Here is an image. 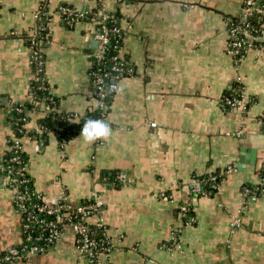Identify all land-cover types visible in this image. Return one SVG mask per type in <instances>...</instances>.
Segmentation results:
<instances>
[{"label":"crops","instance_id":"1","mask_svg":"<svg viewBox=\"0 0 264 264\" xmlns=\"http://www.w3.org/2000/svg\"><path fill=\"white\" fill-rule=\"evenodd\" d=\"M244 1L104 0L107 12L132 22H123L122 52L136 69L111 103L112 138L87 143L80 132L64 151L55 135L45 147L21 138L28 172L47 200L65 194L78 205L98 191L112 247L101 264H264V193L248 200L242 193L244 184L261 183L264 165V49L241 61L228 52L226 18L239 16ZM42 2L53 14L44 53L59 109L83 115L96 108L89 76L95 25L67 28L55 11L61 4L90 11L98 0H1L0 168L10 148L12 105L33 102L28 37ZM254 38L264 45V32ZM235 83L248 109L220 105ZM38 103L27 112L28 129L47 111ZM107 172L120 174L122 183H107ZM217 172L219 190L200 195L199 177ZM185 203L192 224L178 214ZM175 235V249L164 248ZM22 240V217L0 175V254ZM13 264L86 263L66 228L48 251Z\"/></svg>","mask_w":264,"mask_h":264},{"label":"built area","instance_id":"2","mask_svg":"<svg viewBox=\"0 0 264 264\" xmlns=\"http://www.w3.org/2000/svg\"><path fill=\"white\" fill-rule=\"evenodd\" d=\"M100 4V11L95 13L92 10L82 11L73 4H61L56 9L55 14L67 28H72L82 21L92 22L95 25L93 39L97 46L89 53L91 62L89 76L91 81L90 96L96 100L97 114L96 116H85V114L81 115L73 112L71 120L80 121L83 120V117L86 120L90 118L103 119L111 125L109 120L111 106L109 98L116 93L109 92L108 89L112 84L120 85L124 78L133 76L136 73L135 67L126 60L122 52V42L126 36L123 22L127 26H131L132 22L116 15L115 12H107L103 8L104 0H100ZM241 13L244 15V20L252 13H259L263 16L264 0H245ZM52 16L53 14L47 4L42 2L34 11L35 29L28 37L31 40L30 62L32 79L30 85L34 84L36 88L47 91V97L44 100L47 101L49 99L50 103L47 102L45 110L55 109V102L51 96V93H55L52 87L48 85V83L50 84V78L47 74L44 75L46 72V57L44 54L46 39L43 32L48 30ZM261 19L262 17H260ZM226 25L229 33L228 52L235 60H243L254 49H264L263 44L258 45L255 42L254 37L260 36V33L253 34L249 30V26H252L250 23L226 20ZM231 91L233 93L231 96L222 95L220 97V105L225 110L238 106L246 109L249 103L244 100V89L240 92V90L232 88ZM238 93H240L241 97L238 96ZM152 125L155 126V123H152ZM36 129L40 130L41 127L38 126ZM8 143L10 144L9 150L11 152L8 160L13 163V170H7L3 167L4 173L0 175L3 184L13 192L16 210L22 217V229L23 234H25L23 240H25V243L21 247H10L4 255L0 256L1 264H13L34 254L48 251L62 238L66 228H71L75 232L77 248L85 263L101 264V255L109 253L112 247L110 243L107 251L103 252L98 249V242L91 238L89 224H104L102 219L99 218L103 210V202L98 191H92L88 198L78 205L71 204L65 194L56 202L47 200L40 191L32 188L29 184V179L24 178L20 170H15L14 168L15 164H20L23 160L21 138L11 134L10 138H8ZM38 143L39 145L41 144L39 141ZM58 143L60 150L64 151L69 142L58 140ZM206 182H210L213 189L219 190L220 183H218L217 176L199 180L197 183L198 190L201 188V183ZM203 193L206 194V192ZM242 193L246 200L256 198L258 193H264V178H261V183L258 186L249 187L243 185ZM180 208L182 213L189 211L187 203L182 204ZM195 219L194 215H189L185 224H192ZM179 236L175 235L172 238V242L164 244L163 247L168 250H174L180 242Z\"/></svg>","mask_w":264,"mask_h":264},{"label":"trees","instance_id":"3","mask_svg":"<svg viewBox=\"0 0 264 264\" xmlns=\"http://www.w3.org/2000/svg\"><path fill=\"white\" fill-rule=\"evenodd\" d=\"M99 4L98 6L92 10V12H99L100 8H101V4H100V0H98ZM1 5V4H0ZM244 7V5H243ZM116 15L123 17V15L121 14V12L116 11L115 12ZM260 17H262V19L260 20ZM226 20H233L235 22H246V23H250L252 26H249V30L254 34V33H260L262 34L264 31V15H260L259 13H252L251 15L247 16V19L244 20V15L243 13H241L239 16L233 15V16H227ZM49 31L50 29L48 28V30L44 31V38L46 39V42L44 44H47L48 40H49ZM258 45L261 44L260 42H256ZM28 44L29 46L31 45V40L28 38ZM123 44V42H122ZM45 54V53H44ZM46 57V56H45ZM126 60H128L126 58ZM47 73L45 72L44 75H46ZM49 87L50 84L48 83ZM232 88H236L238 90H243V87L239 84V83H235V85H233ZM232 88L226 90L224 92L223 95L225 96H231L232 93ZM30 93L32 94L33 97V102L29 103V104H14L12 105L11 111H10V115H9V122L11 125V130H12V134H14L15 136L22 138V137H29L31 139H35L37 141H39L41 144V147H45L49 141V138L51 137V135H55L57 137V139L59 141L61 140H66L67 142L72 141V139H74L76 137V135H78L81 132V129L83 127L84 122L86 121V119L83 117V120L77 121V120H71V117L73 116V112H67L64 110H60L59 109V98L56 96V94H52L51 96L53 97L54 100V107L55 109L53 110H47L45 111V114L43 116H41L38 121H37V127L40 126L41 129H28L26 128V124L29 122L30 117L28 115L27 112L34 110V106H36V103H38L37 108L39 106H45L47 105V102H49V99L47 101H45L44 99L47 97V91H43L41 89H38L35 87L34 84L30 85ZM114 96H111L109 98V103L111 105ZM238 96L241 97L240 93H238ZM50 103V102H49ZM250 103L248 104L247 108H249ZM46 107V106H45ZM111 108V106H110ZM110 113V110H109ZM97 114V110L96 108L94 110H91L87 113H85L86 115L89 116H96ZM264 123V120H263ZM9 137V136H8ZM10 138V137H9ZM42 141H41V140ZM10 140V139H9ZM10 146V144H9ZM60 147V146H59ZM11 152L10 150L8 151V153L6 154L4 160H3V165L0 168V174L4 173L3 167H5L7 170L12 169L13 167V163H11L8 158L10 157ZM22 163L20 164H15L14 168L15 170H20L22 172V176L24 178L29 179V184L32 186V188H35L34 183H33V178L30 176V173L28 172L27 169V156L26 153L23 151L22 153ZM13 170V169H12ZM261 178H264V165L262 166L261 170ZM212 176H217V180L218 183L221 182V178H222V174L221 172H217L214 174H208V175H203L199 177V180H202L204 178H210ZM105 181L107 183H111L112 185H118L120 183H122L123 179L122 176L120 174H116L114 172H110V173H105L104 176ZM246 186L249 187H255L258 185H251V184H244ZM210 193V195H213L214 193L217 192L216 189L212 188V185L210 182H206V183H201V188H200V195H203L204 193ZM204 194V195H206ZM261 193H258V195H260ZM189 211L188 212H183L181 211V208H179L178 210V214H181L182 216L180 217L182 222L185 224L188 221V216L190 215H194V212L192 210L191 205H189ZM89 228H90V232H91V238L94 239L95 241L98 242V249H100L103 252L107 251V248L110 247V241H109V237L107 234V225L106 224H95V223H90L89 224ZM23 234V238H24ZM25 243V240H22V243L19 245H16V247H21L22 244ZM7 251L2 252L0 254L4 255ZM1 264V262H0ZM3 264H9V263H3Z\"/></svg>","mask_w":264,"mask_h":264},{"label":"clouds","instance_id":"4","mask_svg":"<svg viewBox=\"0 0 264 264\" xmlns=\"http://www.w3.org/2000/svg\"><path fill=\"white\" fill-rule=\"evenodd\" d=\"M109 92L122 94L124 89L119 84H112ZM80 136L87 143H95L102 140L107 142L113 136V129L109 123L103 119H87L81 129Z\"/></svg>","mask_w":264,"mask_h":264},{"label":"water","instance_id":"5","mask_svg":"<svg viewBox=\"0 0 264 264\" xmlns=\"http://www.w3.org/2000/svg\"><path fill=\"white\" fill-rule=\"evenodd\" d=\"M241 162H244V158L241 159Z\"/></svg>","mask_w":264,"mask_h":264}]
</instances>
